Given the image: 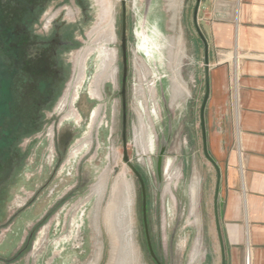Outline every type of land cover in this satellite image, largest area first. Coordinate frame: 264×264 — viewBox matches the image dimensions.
<instances>
[{
  "label": "rangeland",
  "instance_id": "374dc122",
  "mask_svg": "<svg viewBox=\"0 0 264 264\" xmlns=\"http://www.w3.org/2000/svg\"><path fill=\"white\" fill-rule=\"evenodd\" d=\"M23 1L42 12L15 45L30 75L47 63V105L0 152V264H221L196 0H0V24Z\"/></svg>",
  "mask_w": 264,
  "mask_h": 264
},
{
  "label": "crops",
  "instance_id": "0c3cea01",
  "mask_svg": "<svg viewBox=\"0 0 264 264\" xmlns=\"http://www.w3.org/2000/svg\"><path fill=\"white\" fill-rule=\"evenodd\" d=\"M198 23L209 46L204 124L221 170L225 264H264V0H201Z\"/></svg>",
  "mask_w": 264,
  "mask_h": 264
},
{
  "label": "trees",
  "instance_id": "16d2710c",
  "mask_svg": "<svg viewBox=\"0 0 264 264\" xmlns=\"http://www.w3.org/2000/svg\"><path fill=\"white\" fill-rule=\"evenodd\" d=\"M20 10L18 22L6 26L0 24V152L6 155L12 154L14 145L40 127L42 109L47 105V63L41 65L43 58L38 59V72L30 75L26 70L27 54L23 48L19 50L18 44L15 45L17 27L21 26L27 34L42 9L31 8L23 1ZM33 75L42 77L35 79ZM32 86L39 95H44L37 103L24 99Z\"/></svg>",
  "mask_w": 264,
  "mask_h": 264
},
{
  "label": "water",
  "instance_id": "95a60500",
  "mask_svg": "<svg viewBox=\"0 0 264 264\" xmlns=\"http://www.w3.org/2000/svg\"><path fill=\"white\" fill-rule=\"evenodd\" d=\"M201 0L195 1V6L193 9V25L196 30L199 39L203 45V69H204V83H205V91L204 96L202 99V103L200 106V128H201V137H202V150L203 155L206 160L213 166L215 173H216V182H215V190H214V198H213V208H214V218H215V226L217 230V234L219 237V244H220V251H221V264H225V253H224V245L221 237L220 231V217H219V209H218V198H219V191H220V180H221V173L217 163L213 160L210 156L207 144H206V135H205V124H204V111L205 107L209 98V46L205 36L203 35L202 31L198 26V11L200 7Z\"/></svg>",
  "mask_w": 264,
  "mask_h": 264
},
{
  "label": "flooded vegetation",
  "instance_id": "af4514ba",
  "mask_svg": "<svg viewBox=\"0 0 264 264\" xmlns=\"http://www.w3.org/2000/svg\"><path fill=\"white\" fill-rule=\"evenodd\" d=\"M124 32H125V26L123 25L122 26V40H123V42L125 41V38H124ZM39 56H41L40 54H39ZM39 59V58H38ZM37 61V60H36ZM145 205V199L143 200V206ZM144 209V208H143Z\"/></svg>",
  "mask_w": 264,
  "mask_h": 264
}]
</instances>
